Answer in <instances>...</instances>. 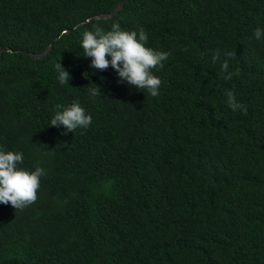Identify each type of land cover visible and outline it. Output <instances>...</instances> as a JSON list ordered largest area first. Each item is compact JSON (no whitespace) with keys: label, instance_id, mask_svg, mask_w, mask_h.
<instances>
[{"label":"trees","instance_id":"obj_1","mask_svg":"<svg viewBox=\"0 0 264 264\" xmlns=\"http://www.w3.org/2000/svg\"><path fill=\"white\" fill-rule=\"evenodd\" d=\"M123 1L0 0V149L46 173L30 206L0 203V264H264V0H129L92 19ZM116 23L170 54L158 96L83 55L84 31ZM73 101L91 124L50 127Z\"/></svg>","mask_w":264,"mask_h":264},{"label":"clouds","instance_id":"obj_2","mask_svg":"<svg viewBox=\"0 0 264 264\" xmlns=\"http://www.w3.org/2000/svg\"><path fill=\"white\" fill-rule=\"evenodd\" d=\"M254 37L259 40L264 36V30L257 27L253 32ZM80 45L84 56L91 58V67L101 71L107 70L111 66L118 74L120 82H127L139 90H145L152 97L159 95L161 80L152 69L157 66L163 67L170 55L167 52L155 51L146 47L148 36L141 29L136 31H124L121 26L113 24L111 30L105 32L96 27L92 31H84ZM187 51V49H185ZM111 59H108V57ZM222 62V70L227 73L224 79L230 80L235 73L228 72V60L233 57V53L225 52ZM220 60L219 50H215L213 61ZM58 80L61 85L69 83L71 76L69 72L58 63ZM88 91L92 97L100 93L97 87H91ZM101 91V90H100ZM227 103L233 111L244 110L246 106L237 102L232 91L226 92ZM58 110L52 117L50 127H61L65 129L64 134L74 132L77 128H87L91 122V115L80 105L79 101H73L69 106H58ZM24 162L22 152H13L0 149V203L11 204L17 211L23 210L37 200V190L40 187V178L45 175V169L36 166L34 171H29L20 167Z\"/></svg>","mask_w":264,"mask_h":264},{"label":"water","instance_id":"obj_3","mask_svg":"<svg viewBox=\"0 0 264 264\" xmlns=\"http://www.w3.org/2000/svg\"><path fill=\"white\" fill-rule=\"evenodd\" d=\"M128 1L129 0H124L123 2H121L116 8H115V10L113 11V12H111V13H105V14H102V15H98V16H94L92 19L93 20H109V19H112V18H114V16H116L117 14H119V12L121 11V10H123L124 9V7L126 6V4L128 3ZM90 20H88L87 22H89ZM72 32V30H69V31H67V33H71ZM51 49H52V45H50L49 47H48V49L44 52V53H41V54H34V53H29V52H26L31 58H33V59H42V58H45L48 54H49V52L51 51ZM5 51H7V52H11V49H9V48H2L1 50H0V56L2 55V53L3 52H5Z\"/></svg>","mask_w":264,"mask_h":264}]
</instances>
